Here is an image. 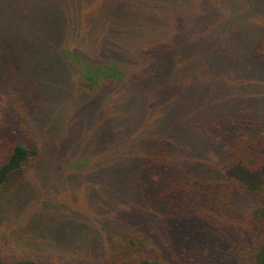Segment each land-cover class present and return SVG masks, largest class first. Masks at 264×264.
I'll list each match as a JSON object with an SVG mask.
<instances>
[{"label":"trees","instance_id":"trees-1","mask_svg":"<svg viewBox=\"0 0 264 264\" xmlns=\"http://www.w3.org/2000/svg\"><path fill=\"white\" fill-rule=\"evenodd\" d=\"M7 120L0 226L50 261L264 264V0H0Z\"/></svg>","mask_w":264,"mask_h":264},{"label":"rangeland","instance_id":"rangeland-1","mask_svg":"<svg viewBox=\"0 0 264 264\" xmlns=\"http://www.w3.org/2000/svg\"><path fill=\"white\" fill-rule=\"evenodd\" d=\"M7 126L6 130L2 132L1 136L2 138L0 139L1 142H4L1 147H0V163L2 160L6 159L7 157V153H8V150H9V144H11V142L15 139H19L20 138V133L16 131V122L14 121H11V120H7L4 122ZM12 126V128H10ZM108 177H110L108 174H107ZM95 178H96V183L97 185H101V186H105L107 185L108 186V180L107 178L105 177V175L103 173H95ZM84 188H90L93 186V184H84L83 185ZM69 195V194H68ZM61 197L60 199L62 201H68L70 204H72L74 207L75 206V203L73 201V198L72 196H67V192L64 194H60ZM79 197H80V200H77V202L79 203V208L80 210L84 211V205H85V201H83L82 197H81V194H79ZM102 211L104 210L106 213L110 214L108 216L110 217H116L115 216V210H112V211H109V209L105 208V207H102L101 208ZM88 212L86 213H83V214H87ZM121 214H125V213H120L119 215ZM28 215H33V219L32 221H35L34 223V226L32 229L31 227H29V225H24V221H23V217H18V216H23V214H20V213H15L14 214H9L7 215V219L6 220H3V224L0 226V237H2V235L4 234H8V237H12L11 235H21V241H24L25 243V247H30L32 245H43L44 247L38 251V253H33L29 258H32L33 260H36L38 263L40 264H60V262H56L55 260L53 261H50L51 259L48 257V253H49V245H52V241L51 242H47L46 239L44 238H41V236L39 235V232H38V224H39V220L42 219V220H45L47 222V217L45 218H40V215L39 213L37 212H28ZM129 214H127L126 216H128ZM14 219H16V221L18 222H21V225L22 227L19 226L18 223H16L14 221ZM47 225V224H46ZM45 227V226H44ZM44 227H40L41 229L44 228ZM160 229L161 228H157V232H154V236L153 238L157 237L158 236V241L161 240V233H160ZM4 232V234H2ZM42 233V232H41ZM3 244V241L0 240V245ZM48 245V247H47ZM10 246V244H9ZM5 254L7 253H10L7 249H3L2 250ZM16 251H20V249L16 248ZM14 253V257H16V255H18L20 258H28L27 256H24L20 253ZM70 255L72 254H67L65 253L64 254V259L68 258ZM66 257V258H65ZM75 262H78V260H73Z\"/></svg>","mask_w":264,"mask_h":264}]
</instances>
